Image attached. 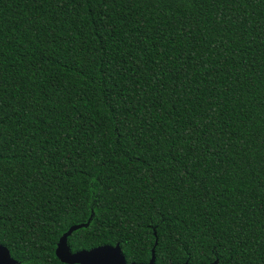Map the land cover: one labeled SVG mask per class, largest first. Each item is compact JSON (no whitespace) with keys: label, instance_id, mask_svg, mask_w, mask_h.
<instances>
[{"label":"trees","instance_id":"16d2710c","mask_svg":"<svg viewBox=\"0 0 264 264\" xmlns=\"http://www.w3.org/2000/svg\"><path fill=\"white\" fill-rule=\"evenodd\" d=\"M264 264V0H0V244L66 264Z\"/></svg>","mask_w":264,"mask_h":264},{"label":"water","instance_id":"95a60500","mask_svg":"<svg viewBox=\"0 0 264 264\" xmlns=\"http://www.w3.org/2000/svg\"><path fill=\"white\" fill-rule=\"evenodd\" d=\"M86 224H77L71 226L63 233L56 245L55 255L63 263L66 264H155L154 263V247L151 251V258L146 263H128L121 251L118 243L115 245H102L91 248L89 250H79L71 252L67 243L68 236L76 229L83 227ZM214 263L210 264H215ZM9 249L0 244V264H17ZM183 264H188L187 262Z\"/></svg>","mask_w":264,"mask_h":264}]
</instances>
